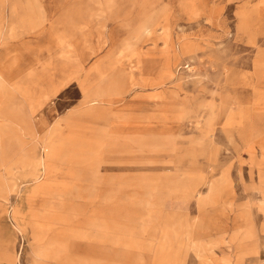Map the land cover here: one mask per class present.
<instances>
[{
	"label": "rangeland",
	"instance_id": "rangeland-1",
	"mask_svg": "<svg viewBox=\"0 0 264 264\" xmlns=\"http://www.w3.org/2000/svg\"><path fill=\"white\" fill-rule=\"evenodd\" d=\"M0 264H264V0H0Z\"/></svg>",
	"mask_w": 264,
	"mask_h": 264
},
{
	"label": "bare ground",
	"instance_id": "bare-ground-1",
	"mask_svg": "<svg viewBox=\"0 0 264 264\" xmlns=\"http://www.w3.org/2000/svg\"><path fill=\"white\" fill-rule=\"evenodd\" d=\"M260 16V15H259ZM262 16V15H261ZM105 97L100 96V95H90V99L88 100V108H87V115L91 117H96L95 110L97 109V104H99L100 101L104 100ZM255 144V142H254ZM253 144V145H254ZM253 147V146H252ZM256 147V146H255ZM42 163L44 164V167H47V163L41 158Z\"/></svg>",
	"mask_w": 264,
	"mask_h": 264
},
{
	"label": "crops",
	"instance_id": "crops-1",
	"mask_svg": "<svg viewBox=\"0 0 264 264\" xmlns=\"http://www.w3.org/2000/svg\"><path fill=\"white\" fill-rule=\"evenodd\" d=\"M10 79H12V75H11V73H10Z\"/></svg>",
	"mask_w": 264,
	"mask_h": 264
}]
</instances>
